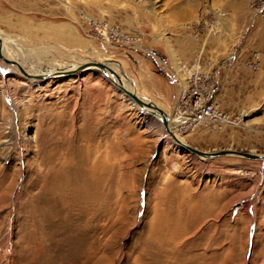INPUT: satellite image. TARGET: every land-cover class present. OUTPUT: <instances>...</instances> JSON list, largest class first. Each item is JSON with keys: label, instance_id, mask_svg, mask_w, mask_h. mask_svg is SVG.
Listing matches in <instances>:
<instances>
[{"label": "rangeland", "instance_id": "rangeland-1", "mask_svg": "<svg viewBox=\"0 0 264 264\" xmlns=\"http://www.w3.org/2000/svg\"><path fill=\"white\" fill-rule=\"evenodd\" d=\"M22 1L0 0V32L24 70L32 59L40 69L118 62L128 86L137 91L145 70L170 98L172 73L185 80L178 65L195 62L229 121L177 135L206 152L264 154L257 0ZM100 22L135 47L107 41ZM9 64L0 57V264H264V159H204L176 145L100 69L35 79ZM150 96L172 116L176 98Z\"/></svg>", "mask_w": 264, "mask_h": 264}, {"label": "built area", "instance_id": "built-area-1", "mask_svg": "<svg viewBox=\"0 0 264 264\" xmlns=\"http://www.w3.org/2000/svg\"><path fill=\"white\" fill-rule=\"evenodd\" d=\"M253 14L264 22V0H257L253 7ZM98 25L101 27L99 31L102 36L103 33L106 35L107 41L115 39L130 47H135V42L131 38L129 39L127 34L118 31L116 27H109L101 22ZM148 53L152 56L156 55L153 50H148ZM180 70L185 73V80L172 73L173 79L182 83L175 99L171 117L173 129L178 130L179 128L183 129L207 123L216 125L229 121V118L212 101L214 78L211 74H205L204 70L195 62L188 66L182 64Z\"/></svg>", "mask_w": 264, "mask_h": 264}, {"label": "bare ground", "instance_id": "bare-ground-1", "mask_svg": "<svg viewBox=\"0 0 264 264\" xmlns=\"http://www.w3.org/2000/svg\"><path fill=\"white\" fill-rule=\"evenodd\" d=\"M0 38L2 39V44H1V46H0V56H3L4 58H6L8 61L9 60H12V59H14V60H16L17 58H19V56H20V53H17L16 51V41H14V40H11L8 36H6V34L5 33H3V32H0ZM22 50H23V48H22ZM22 52H24L25 53V51H22ZM15 53V54H14ZM29 53V52H28ZM23 54V53H22ZM24 55V54H23ZM28 55V54H27ZM25 56V55H24ZM29 56V55H28ZM15 57V58H14ZM9 58V59H8ZM21 59H23V57H21ZM28 60V59H27ZM20 62V61H19ZM95 62L96 61H93V60H87V61H85V62H77V63H75V62H72V63H70V65L69 66H67V67H65L66 65H68L66 62L65 63H62V64H60V63H56V62H52L53 64H50V66L52 67V68H50V69H40V68H38V66H40L39 65V63L38 62H34V60L32 59L31 60V62H28L29 64H34V66H30L31 68H33V69H29V70H27L26 72H30L32 75L33 74H43V75H48V77H52V76H58L59 74H60V71L61 70H57L58 68H63V69H73V70H70V71H75L74 69L75 68H77L78 66H80V65H85V68L84 69H99L97 66H96V64H95ZM22 63V65L24 64L25 65V63H24V61L23 62H21ZM37 63H38V65H37ZM113 64V63H112ZM112 64H109V63H105V65H106V72H107V74H108V78L110 79V81L114 84V81L115 82H117V80H121V82H122V84L126 87V88H128V89H130V90H132L133 92H135L138 96H140V97H142V98H144L145 99V97H143L141 94H138V90L136 91V89L135 88H131L130 86H128L129 84H128V82H132V81H130L128 78H126L122 73H120V70H119V68H117V66H120V64L117 62H114V64L115 65H112ZM9 65H11L12 66V64H9ZM23 65V66H24ZM27 65V64H26ZM46 70V71H45ZM32 71V72H31ZM79 71H81V70H77L76 72H79ZM113 72V73H112ZM176 75H179V78H182V76L180 75V73H175ZM183 79V78H182ZM133 83V82H132ZM115 86H116V84H114ZM120 90V89H119ZM146 101L148 100V99H145ZM149 101H152V100H149ZM153 102V101H152ZM154 103V102H153ZM155 104V103H154ZM155 105H157V104H155ZM137 106V105H136ZM158 106V105H157ZM158 107H160V106H158ZM161 108V107H160ZM142 109V111H147L148 113H149V109H146V108H141ZM161 109H163V108H161ZM164 110V109H163ZM165 112H166V110H164ZM149 114H151V113H149ZM168 114V128L171 130V133L176 137V139L178 140V141H181V142H184V140L180 137V135L178 134L177 135V131H175L176 129L174 128L173 129V123H172V116H170V114L169 113H167ZM153 115V114H152ZM154 116H156L159 120H161V116L159 115V114H155ZM171 135V134H170ZM172 137V136H171ZM173 138V137H172ZM174 140V139H173ZM175 141V140H174ZM175 143H176V145H179V146H182L181 144H179L178 142H176L175 141ZM183 147V146H182ZM184 148V147H183ZM195 154V153H194ZM198 156V155H197ZM205 159V158H204Z\"/></svg>", "mask_w": 264, "mask_h": 264}, {"label": "water", "instance_id": "water-1", "mask_svg": "<svg viewBox=\"0 0 264 264\" xmlns=\"http://www.w3.org/2000/svg\"><path fill=\"white\" fill-rule=\"evenodd\" d=\"M2 44V39L0 38V46ZM2 57L4 60L7 61L6 58ZM9 62L11 64H14L15 66L18 67L19 71L24 75L27 76L29 78H35V79H43L48 77V75H43V74H31L30 72H26V70H24V68L19 64V62L17 60H9ZM96 66L101 70V72L103 73V75H105L106 77H108V74L106 72V65L103 62H95ZM85 65H80L77 68H75V71H70L73 69H63V68H58L57 70H61L60 74H65V75H70L73 73H76L77 70H84ZM113 73V72H112ZM114 84H116V87L118 89H120L126 96H128V98H130L135 104H137L140 108H146L149 109V113L155 115V114H159L161 116V121L162 124L164 126V129L167 131V133L171 134V136L173 137V139L178 142L179 144H181L185 149L189 150L192 153H195L196 155H198L201 158H205V159H209V158H214L220 155H226V154H234L237 156H242V157H246V158H251V159H264V154H252L249 152H243V151H238V150H220V151H214V152H206V151H202L199 150L197 148H194L192 146H190L189 144L185 143V142H181L178 141L176 139V137L171 133V130L168 128V114L167 112H165L163 109H161L160 107H158L157 105H155L152 101L149 100H145L144 98L138 96L135 92H133L132 90L126 88L121 80H117V82L114 81Z\"/></svg>", "mask_w": 264, "mask_h": 264}, {"label": "crops", "instance_id": "crops-1", "mask_svg": "<svg viewBox=\"0 0 264 264\" xmlns=\"http://www.w3.org/2000/svg\"><path fill=\"white\" fill-rule=\"evenodd\" d=\"M22 5H24V7L26 8V9H28V8H30L31 6H33V5H37V1L36 0H24V1H22V3H21ZM20 4V5H21ZM51 23V22H50ZM58 23V22H57ZM56 22H54V24H56V25H58ZM52 24V23H51ZM60 26H61V24H60ZM60 26H59V29H58V32L56 31L55 33V35L56 36H60ZM64 26H66V25H63V26H61V27H64ZM69 31H70V33H69ZM63 39H65V40H67L66 42L68 43L69 41H74L73 39H75V34L73 33V30H69L68 29V31H67V35H66V37L64 38L63 37ZM171 41L169 42V40H166V39H164V42H163V47H164V50L166 51V53H167V58H165L166 60H167V62L170 64V65H172L173 67L175 66V64H178V60L180 59L177 55H176V52H175V50H174V48H171ZM150 58V57H149ZM179 67H181L180 66V64L178 65ZM144 69V68H143ZM177 72H178V70H177ZM177 72H173V73H177ZM179 73V72H178ZM138 75H139V83L137 84L138 85V90H139V92H140V94H142V96H144L145 98H147L148 100H151L150 99V95L152 94H155V95H157L158 97H161L160 99H162L164 102H168V99H171L172 98V100L173 99H175L176 98V96H177V94H178V92L180 91L179 89H178V87H177V84L175 83V82H173L172 84H173V86L171 85V89H172V97H171V95H170V98L167 96V95H165L166 93H165V91H166V88L163 86L162 88H158L157 90L156 89H153L152 87H150L149 86V84L148 83H146L145 82V78H144V76L146 75V72H145V70L144 71H138ZM170 93V94H171Z\"/></svg>", "mask_w": 264, "mask_h": 264}]
</instances>
